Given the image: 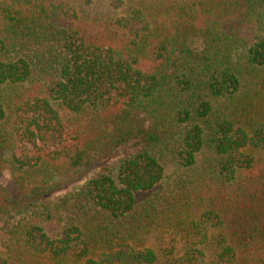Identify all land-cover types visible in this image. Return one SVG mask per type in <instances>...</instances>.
<instances>
[{"label": "trees", "instance_id": "16d2710c", "mask_svg": "<svg viewBox=\"0 0 264 264\" xmlns=\"http://www.w3.org/2000/svg\"><path fill=\"white\" fill-rule=\"evenodd\" d=\"M152 1L0 0V264H264V0Z\"/></svg>", "mask_w": 264, "mask_h": 264}, {"label": "rangeland", "instance_id": "374dc122", "mask_svg": "<svg viewBox=\"0 0 264 264\" xmlns=\"http://www.w3.org/2000/svg\"><path fill=\"white\" fill-rule=\"evenodd\" d=\"M83 2L85 0H82ZM110 0H92L91 5L89 8L94 13H103V12H112L113 10L110 8L109 2ZM124 6L117 11V16H124L126 12L130 8H139V7H147L151 8L153 6L152 0H122ZM119 153L115 151H107L106 149H101L97 151L91 159L88 161V164L84 167L83 172L80 177H77L73 180L67 181L59 185L56 190L51 191L48 193L50 200H57L68 193H74L78 191V189L84 185V183L96 175L106 169L108 167H112L119 158ZM1 185H9V175L7 173L4 174L3 177L0 178ZM3 222L4 219L0 217V246L3 240Z\"/></svg>", "mask_w": 264, "mask_h": 264}]
</instances>
